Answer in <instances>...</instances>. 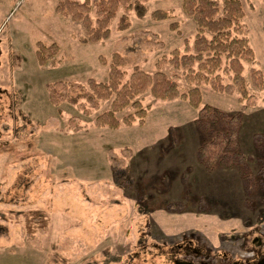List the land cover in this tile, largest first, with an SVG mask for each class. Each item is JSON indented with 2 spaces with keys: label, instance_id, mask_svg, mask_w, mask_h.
I'll use <instances>...</instances> for the list:
<instances>
[{
  "label": "rangeland",
  "instance_id": "374dc122",
  "mask_svg": "<svg viewBox=\"0 0 264 264\" xmlns=\"http://www.w3.org/2000/svg\"><path fill=\"white\" fill-rule=\"evenodd\" d=\"M59 1L0 0V212L38 207L51 217L34 236L22 217H1L0 264H172L174 252L185 257L176 244L186 235L193 245L218 248L220 256L257 247L264 240V88L253 84L252 68L264 74V0H242L255 52L244 69L254 102L240 131L246 180L237 167L207 170L198 162L199 109L187 99L162 100L146 91L140 95L148 107L144 124L111 129L94 123L108 102L86 115L49 98L47 84L57 80L107 81L115 53L126 61V78L136 67L162 68L186 92L182 71L168 62L197 34L183 0H148L147 13L132 11L126 29L118 28L120 10L110 36L96 43L80 40L82 23L60 14ZM157 9L173 16L156 20ZM38 42L59 46L44 65ZM200 88L201 106L243 107L238 90Z\"/></svg>",
  "mask_w": 264,
  "mask_h": 264
},
{
  "label": "trees",
  "instance_id": "16d2710c",
  "mask_svg": "<svg viewBox=\"0 0 264 264\" xmlns=\"http://www.w3.org/2000/svg\"><path fill=\"white\" fill-rule=\"evenodd\" d=\"M147 1L60 0L57 11L82 23V42L96 43L110 36V24L120 10L124 12L119 18L118 28L126 29L131 25L129 14L132 11L138 17L147 13ZM182 5L195 20L197 34L192 45L187 42L184 52L173 50L168 62L182 71L190 85L186 92L162 68L149 73L136 67L126 78L127 71L123 68L126 61L115 53L107 81L90 78L87 84H82L57 80L47 84L49 98L55 105L64 102L75 105L86 115L97 112L103 103L108 102L109 108L97 112L94 123L97 127L111 129H118L122 125L131 126L136 122L144 124L148 107L143 105L140 95L146 91L162 100L187 99L192 107L199 109L196 123L202 131V139L197 149L198 162L207 170H213L217 165L227 169L237 167L245 180L250 179V174L245 171V154L240 150V131L245 111L254 104L247 89L244 69L245 63L255 61V52L247 36L242 0H183ZM93 10L95 18L91 15ZM152 16L156 20H165L172 17L173 12L157 9ZM177 27V23L171 25L172 29ZM37 46V58L42 65L52 60L59 51L56 43L47 45L38 42ZM252 82L258 88H264V74L260 69L252 68ZM202 84H208L221 93L233 94L238 90L243 107L237 112H228L208 104L201 106ZM169 136L175 138L172 127ZM5 210V213L0 212V218L9 221V215L22 217L30 236L44 232L51 218L47 211L38 207ZM193 242V238L186 235L176 244L181 248L179 251H184L185 257H179L174 252L172 264H264L262 238H258L255 248L225 256L217 254L218 248L212 245L200 242L193 245Z\"/></svg>",
  "mask_w": 264,
  "mask_h": 264
}]
</instances>
